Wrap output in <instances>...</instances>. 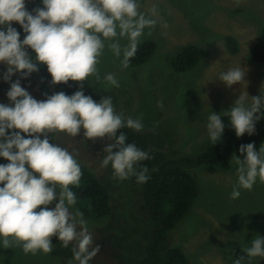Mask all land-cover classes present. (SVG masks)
Wrapping results in <instances>:
<instances>
[{
    "label": "rangeland",
    "instance_id": "374dc122",
    "mask_svg": "<svg viewBox=\"0 0 264 264\" xmlns=\"http://www.w3.org/2000/svg\"><path fill=\"white\" fill-rule=\"evenodd\" d=\"M141 4L142 12L155 6L159 14L160 22L151 36L146 29L142 38V42H153L152 52L139 65L123 68V57H115L106 47L97 65L101 79L97 81L91 76L79 83H83L84 93H95L101 98L111 96L115 110L125 117L142 114L141 131L150 149L160 158L195 157L211 141L208 116L212 111L217 114L228 111L246 87L241 84L226 87L218 79L220 73L239 65L246 67L249 96L257 95L260 89L264 93V62H253L249 56L250 46L264 25V0H141ZM25 5L29 12L43 7L42 0H25ZM226 36L237 43L233 54L226 49ZM186 45L196 47V63L185 71L174 72L170 68L171 58ZM5 71L6 65L0 63V103L10 104L7 97L10 83L21 74H14L11 82H5ZM108 73L119 80V88L105 82ZM38 83L33 74L21 80V86L33 98L43 101L46 98L38 90ZM228 118L222 116L221 120L224 123ZM13 131L18 130H7V134ZM83 133V128L76 137L53 131L49 142L67 148L108 193V215L83 214L93 235V247L100 245V251L89 264H131L144 255L151 229L141 187L134 176L121 180L114 175L111 164L101 166L106 155L103 148L111 140L105 137L93 141ZM21 135L28 138L24 133ZM8 163L0 157V164ZM237 167L234 163L224 170L213 165L188 168L197 184L196 195L168 231L162 247L178 248L188 264H233L232 249L236 257L245 255L242 249L250 246L257 234L264 237V182L258 178L251 190L241 189L240 197L232 199ZM54 205L55 202L48 207ZM73 208L77 209L76 205ZM74 244L75 241L69 243L71 248ZM0 264L61 263L51 252L25 253L21 246L4 249L0 238ZM251 264H264V258H252Z\"/></svg>",
    "mask_w": 264,
    "mask_h": 264
},
{
    "label": "clouds",
    "instance_id": "9594fccd",
    "mask_svg": "<svg viewBox=\"0 0 264 264\" xmlns=\"http://www.w3.org/2000/svg\"><path fill=\"white\" fill-rule=\"evenodd\" d=\"M42 4L29 12L25 0H0V63L6 65L3 80L11 82L14 74H21L10 83V104L0 103V157L9 161L0 164V238L4 249L21 246L25 253L32 254L50 253L53 236L65 247L75 241L74 260L89 264L100 245L93 247V235L83 212L73 208L77 196L69 187H79L81 166L67 148L50 143L49 134L57 131L76 137L83 128L86 139L108 138L112 142L103 148L106 155L101 166L111 164L114 175L121 180L134 176L139 183H145L150 179L149 170L146 166L137 170L136 165L150 159L149 153L134 143H126L124 132L117 134L123 128L143 130V116L132 118L118 113L111 96L94 100L84 94L83 83L71 96L63 91L45 93L46 99L38 101L21 86V80L46 65L53 85L67 84L69 80L83 82L91 76L99 81L97 65L106 47L115 57H123L121 65L127 68L145 30L151 36L160 22L159 14L155 6L142 12L141 0H42ZM12 22L26 33L22 42ZM122 40L127 43L122 44ZM248 71L239 65L218 76L228 88L234 84L246 87L228 111H212L208 116V136L214 145L224 132L222 116L229 117L237 137L256 131L264 93L260 89L257 95L249 96L245 79ZM104 80L112 87H120L112 73L106 74ZM13 129L18 131L7 134ZM239 152L243 159L232 157L238 165L232 199L240 197L241 189L251 190L258 178L264 182V146L257 149L254 143L242 144ZM53 202L54 208H49ZM231 251L233 264H251L252 258H264V237L257 234L250 246L242 249L245 255L236 257Z\"/></svg>",
    "mask_w": 264,
    "mask_h": 264
},
{
    "label": "trees",
    "instance_id": "16d2710c",
    "mask_svg": "<svg viewBox=\"0 0 264 264\" xmlns=\"http://www.w3.org/2000/svg\"><path fill=\"white\" fill-rule=\"evenodd\" d=\"M12 26L20 33V40L23 41L25 35L16 22ZM3 29V26H0ZM153 42L145 40L138 46L136 55L131 58L129 66H137L152 52ZM225 46L229 53H235L237 43L230 36L225 37ZM26 50L34 55L30 48ZM249 56L253 62H264V25L261 27L256 39L251 44ZM197 60V49L193 45L180 47L171 58V69L174 72L185 71L195 65ZM39 80L38 90L45 96L63 91L71 96L79 90L80 83L69 80L67 84L51 83V75L47 71L46 65H40L38 72L32 73ZM90 95L94 100L99 101L101 97L95 93H84ZM261 120L256 123V131L249 135L245 133L242 137H237L235 130L231 126L228 118L222 138L215 145L210 141L204 150L195 157H185L178 159H162L149 147L146 135L143 131H136L130 128H123L117 134L124 132L128 140L126 143H134L137 148L146 151L150 159L138 162L137 170L142 167L148 168L150 179L145 183H139L134 177L135 183L141 187V198L151 221V229L148 233V241L144 248V255L133 260L131 264H188L181 251L174 247H162L168 231L173 224L181 218L189 208L197 191V184L188 168L199 166H218L221 169L230 168L235 162L232 157L236 155L240 159L244 156L239 152L240 145L254 143L257 149L264 143V108L258 113ZM246 155V154H245ZM81 166L82 177L79 187L70 185V189L77 196L76 207L84 215L102 217L109 213L108 193L105 187L100 184L91 172ZM3 185H0L2 187ZM39 210V209H37ZM53 250L51 254L59 258L61 264H78L74 260L73 248L64 246L58 237L51 238Z\"/></svg>",
    "mask_w": 264,
    "mask_h": 264
}]
</instances>
